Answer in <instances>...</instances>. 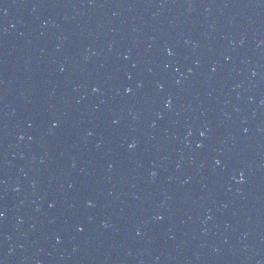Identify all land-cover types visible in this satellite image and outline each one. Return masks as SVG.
<instances>
[{"label": "water", "instance_id": "water-1", "mask_svg": "<svg viewBox=\"0 0 264 264\" xmlns=\"http://www.w3.org/2000/svg\"><path fill=\"white\" fill-rule=\"evenodd\" d=\"M0 264H264V0H0Z\"/></svg>", "mask_w": 264, "mask_h": 264}]
</instances>
